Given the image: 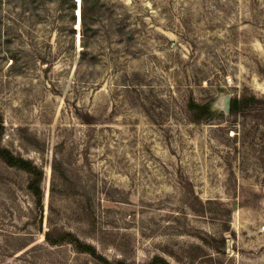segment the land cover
<instances>
[{"label":"rangeland","instance_id":"1","mask_svg":"<svg viewBox=\"0 0 264 264\" xmlns=\"http://www.w3.org/2000/svg\"><path fill=\"white\" fill-rule=\"evenodd\" d=\"M0 147V264H264V0H0Z\"/></svg>","mask_w":264,"mask_h":264},{"label":"trees","instance_id":"2","mask_svg":"<svg viewBox=\"0 0 264 264\" xmlns=\"http://www.w3.org/2000/svg\"><path fill=\"white\" fill-rule=\"evenodd\" d=\"M237 105H238V101L236 100L233 101L230 104L231 111H235ZM0 156L4 157L6 162H8L9 164L18 165L29 172L30 181L28 184V189L36 199L37 205H41L43 201V192L41 188L43 170L29 160H25L23 158H15L7 149H3L1 147H0ZM46 237L48 238V234H46ZM223 241H225L224 238ZM89 247L90 246H88L87 248L89 249Z\"/></svg>","mask_w":264,"mask_h":264},{"label":"bare ground","instance_id":"3","mask_svg":"<svg viewBox=\"0 0 264 264\" xmlns=\"http://www.w3.org/2000/svg\"><path fill=\"white\" fill-rule=\"evenodd\" d=\"M79 20H80V18H79ZM79 23H80V21H79Z\"/></svg>","mask_w":264,"mask_h":264}]
</instances>
